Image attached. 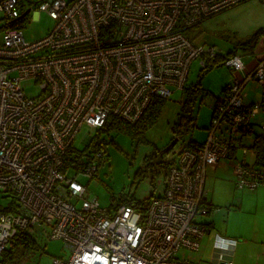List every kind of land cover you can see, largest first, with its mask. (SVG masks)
<instances>
[{"label": "built area", "instance_id": "built-area-1", "mask_svg": "<svg viewBox=\"0 0 264 264\" xmlns=\"http://www.w3.org/2000/svg\"><path fill=\"white\" fill-rule=\"evenodd\" d=\"M264 1V0H262ZM245 0H38V12L53 19L44 35L25 38L22 21L32 8L26 0H0V194L12 202L0 208V253L16 230L59 238L69 251L51 264H194L176 252L197 251L211 211L206 170L231 161L234 185L264 186V165L243 155L264 137V119L248 143L241 135L264 104L245 103L244 86H264V58L244 76L231 78L216 106L205 140L185 147L171 162L162 193L144 211L125 203L102 207L86 196V184L106 156L87 132L113 115L134 124L155 98L185 92L192 60L220 53L196 44L186 30ZM223 63L244 69L241 54ZM33 79L39 92L28 96L21 82ZM114 198V197H112ZM236 239L216 236L211 264H233ZM226 245L222 248L220 245ZM196 264V263H195Z\"/></svg>", "mask_w": 264, "mask_h": 264}, {"label": "rangeland", "instance_id": "rangeland-1", "mask_svg": "<svg viewBox=\"0 0 264 264\" xmlns=\"http://www.w3.org/2000/svg\"><path fill=\"white\" fill-rule=\"evenodd\" d=\"M26 1H32L33 5L21 22L24 30L23 35L26 39L33 40L47 32L53 24V19L45 12L36 10L37 7L34 2L38 0ZM261 28L264 29V1L245 0L243 3L233 5V7L209 16L196 26L187 29L186 33L196 44L214 45L221 54L236 47L245 61L247 50L240 48L242 42ZM262 45L264 43L260 42L257 46L261 47ZM199 60L200 57L191 61L186 83L189 86L201 76V86L205 91H209V94L200 93L196 97L193 106L194 126L189 128L182 136L177 137V142L167 152L156 156L153 154V151L158 153L157 150H163L172 137L175 136L171 130V125L178 119L185 92L175 90V93L164 98L156 119L144 129L140 139L133 138L121 131L99 132L98 134L97 129H89L88 126H82L79 129L73 141L76 147H82V141L89 132L94 141L98 140L100 142V146L106 154L92 178L86 179L82 175L78 178L86 184V196L88 198L96 197L97 202L102 207L111 208L118 203L117 201L125 197L142 200L151 195H159L162 193L164 176L168 170L166 161L176 160L178 149L189 142L190 139L198 143L205 140L207 128L210 126L209 123L213 114L208 101L211 97L220 95V91L230 77L231 71L223 65L211 68L198 76L201 68ZM21 84L28 96H33L39 92V87L33 79L24 80ZM252 92L256 93L253 90ZM208 174L207 185L211 187L212 192L214 175L211 172ZM232 175V184L230 182V185L229 180H218L217 182V185L223 188L222 194L226 197V202L223 203L225 205L215 207L222 209L217 214L216 226L220 229L227 225L229 231H240L247 236L253 234L255 230L264 232V205L257 204L255 197L249 195L255 189H238L234 185V174ZM241 193L245 194L242 213L227 214V211L236 208L237 204L234 196ZM10 202H12L10 195L0 194V208L9 206ZM195 218L205 222L208 217L205 214L197 215ZM35 239L43 248V252L33 253L27 264H51L54 257H68L69 251L59 238L46 239L35 236ZM179 254V251H177L176 255L179 256Z\"/></svg>", "mask_w": 264, "mask_h": 264}, {"label": "crops", "instance_id": "crops-1", "mask_svg": "<svg viewBox=\"0 0 264 264\" xmlns=\"http://www.w3.org/2000/svg\"><path fill=\"white\" fill-rule=\"evenodd\" d=\"M246 53V60L244 61L242 58V61L245 63V68L238 70L234 72L231 68V74L230 77L227 79L226 83L224 86H228L231 78H234L236 76H244L245 73L251 69L257 61H260L261 58H264V45L261 47L257 46L254 48V50L247 49ZM244 101L245 103L253 102V101H259L260 103L264 104V86L259 84L256 80H249L245 86H244ZM247 87H249L247 89ZM224 88V87H223ZM222 88V89H223ZM221 89V90H222ZM256 91L260 92L257 93L258 96L256 95ZM209 94V93H208ZM216 97V96H215ZM212 98V97H211ZM216 98H221V91L220 95ZM264 119V110L260 111L253 119V124L250 126L248 130H246L242 135L240 141L243 143H248L252 136L258 132V127H259V122ZM239 151L237 149H232L230 156L227 158V160H224L218 164H216L214 167H208L206 170V181H205V186H206V196L209 198L212 202L213 208L211 211L207 214V219L205 222L207 223V230L203 236V238L200 241V249L197 251H191L187 249H182L180 250V255H182L183 258L186 260L196 263V264H211L210 263V255L213 252V242L215 240L216 236H222L225 238H234L236 239V242L234 244V251H233V264H264V232H259L255 230L253 234L250 236H247L245 233L240 232V231H229L228 226L226 225L224 228H218L216 226V217L218 212L222 211V209L215 208L217 205L222 206L225 205L223 204L226 202V197L223 196L222 194V186H218L217 182L218 180L222 181H228L229 185L230 182L232 184V178H233V173H232V166H231V161L234 158V156H239ZM244 159L252 164L256 163L255 155L247 153L243 155ZM209 172L213 173L214 179L212 182V188L213 191L211 192L210 186L207 185L208 183V178H209ZM217 186V187H216ZM225 192V190H224ZM250 196H254L257 204H262L264 205V186L257 187L255 190L249 193ZM245 194L241 193L237 196H234L236 198V208L230 209L227 211V214L229 213H242L243 211V201ZM233 198V199H234ZM235 200V199H234ZM204 222V223H205ZM222 248H227L226 245L222 244L220 245ZM214 251H217L215 248ZM179 255V256H180Z\"/></svg>", "mask_w": 264, "mask_h": 264}, {"label": "trees", "instance_id": "trees-1", "mask_svg": "<svg viewBox=\"0 0 264 264\" xmlns=\"http://www.w3.org/2000/svg\"><path fill=\"white\" fill-rule=\"evenodd\" d=\"M260 42L264 43V29L262 28L247 37V40L242 42L240 48L243 50H254V48ZM235 52H238L236 47L233 49H229L226 53H219L218 55L213 56L211 58H204L203 61L205 65L200 68L198 76L202 72H206L211 68L223 66L224 58L227 55L235 54ZM200 79L201 76H199L194 83L185 88V98L183 100L184 102L181 105V110L179 112L178 119L177 121H174L173 125H171V130L175 136H182L189 128H192L194 126L193 106L196 102L195 99L198 95H200V93H209V91H205V89L202 88ZM227 89L228 87L224 86V88L221 90V96L225 95ZM212 98L213 100H215L216 106H218L219 104H224L225 102V100H219L216 97ZM162 101L164 102V98L155 97L134 124L129 123L117 116H108L104 123V126L98 129V134L99 132L110 133L112 131H121L131 135L133 138L140 139L144 129L156 119L157 113L159 112L160 107L163 104ZM95 142L100 145V142H98V140H96ZM199 144L200 143H198L197 141L190 139L189 142L183 144L178 150L180 151L185 147H190ZM252 146L256 149V163L264 165V137H260L258 140L253 142ZM157 151L159 152L157 153L153 151V154L155 156L163 153V151L161 150ZM171 162L173 161H166L168 167ZM151 196L142 200H133L131 198L125 197L117 202L129 204L138 210L144 211L147 200L150 199ZM35 240V236L28 234L25 230H16V233L11 239V242H8L9 245L0 253V264H27L28 259L31 257V255H33V253L39 254L43 252V248Z\"/></svg>", "mask_w": 264, "mask_h": 264}, {"label": "water", "instance_id": "water-1", "mask_svg": "<svg viewBox=\"0 0 264 264\" xmlns=\"http://www.w3.org/2000/svg\"><path fill=\"white\" fill-rule=\"evenodd\" d=\"M177 137L178 136L172 137L171 141L161 151L167 152V150L171 149L175 145V143L177 142V139H178Z\"/></svg>", "mask_w": 264, "mask_h": 264}]
</instances>
